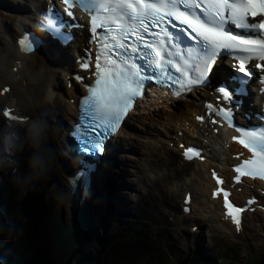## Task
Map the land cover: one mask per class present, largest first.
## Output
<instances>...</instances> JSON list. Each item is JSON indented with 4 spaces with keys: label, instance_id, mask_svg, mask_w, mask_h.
<instances>
[{
    "label": "snow or ice",
    "instance_id": "1",
    "mask_svg": "<svg viewBox=\"0 0 264 264\" xmlns=\"http://www.w3.org/2000/svg\"><path fill=\"white\" fill-rule=\"evenodd\" d=\"M63 2L66 5L86 3L96 13L90 22L93 39L98 42L94 73L96 80L89 88V96L81 102V120L86 121L84 131L80 133L83 145L81 151L85 154L102 156L105 153L107 141L118 131L121 122L132 109L133 102L143 94L146 81L155 79L159 80L161 85L168 84L175 89V95L179 96L182 92H190L193 86L211 84L219 58L222 55L232 56L237 61L233 66L235 75L230 78L235 87L230 88L227 84H221L216 91L222 94L225 101L238 107L239 102L235 98L237 95H247V84L255 76V70L264 72V19L259 22L255 20L256 17H264V0H213L211 8L201 9L199 15L195 11L200 8L198 0H63ZM178 4L184 6L183 11ZM66 14L70 19L73 18L72 11L66 9ZM174 21L186 25L190 33L186 35L184 29L179 33H170L165 24L176 28ZM47 24L48 29L58 35L63 34L64 26L55 25L50 21ZM229 24L234 25L236 29L246 30L245 34L234 32L228 27ZM157 27L159 31H152ZM97 29L102 31L98 33ZM65 36L72 39L71 34ZM173 36L181 43L189 37L196 41L199 57L195 65L185 60V68L182 70L168 59L172 55L168 49L175 47L172 43ZM27 39V37L22 39L20 44L24 51L31 52L32 44H26ZM141 61L142 64L138 63ZM89 64L90 60L82 63V68L88 69ZM174 73H179V76ZM260 79L261 91L264 92V77ZM7 91L8 89L3 90ZM207 108L213 115L221 117L229 124L232 123L233 107L221 108L208 104ZM4 115L9 117L11 113L6 110ZM238 142L260 159L245 161L243 166L237 167L235 171L238 175L235 179L237 181L242 177L264 179V134L258 136L256 131L250 130L246 132L245 138H239ZM258 147L260 151H257ZM185 156L191 160L199 157L200 152L188 148ZM217 183L223 184L224 181L217 178ZM219 194V191L214 193ZM223 196L225 207L228 209L227 215L239 226L240 214L245 209L231 203L227 191H223Z\"/></svg>",
    "mask_w": 264,
    "mask_h": 264
},
{
    "label": "bare ground",
    "instance_id": "2",
    "mask_svg": "<svg viewBox=\"0 0 264 264\" xmlns=\"http://www.w3.org/2000/svg\"><path fill=\"white\" fill-rule=\"evenodd\" d=\"M44 2L45 0H0V28H4L3 31L6 32L5 34L11 35L13 40L14 36L16 37L19 35L23 29H26L34 20L35 12L43 9ZM27 11H33V14H30L29 17L22 15ZM12 26L14 27L13 30H11ZM79 33L80 30H77V37L80 39L81 37ZM69 47L70 45L60 51L53 50L51 53L47 50L40 49L33 54L26 55L17 52L15 45L13 44L15 50L13 54L16 55L15 58L13 57L14 61L11 63L12 66H16V70L13 71L11 69L4 76L7 80L6 85L9 84L11 88L8 93L3 97H0V104L3 103L8 106H15L17 108L16 113H18L19 116L22 114L24 117L33 116V114H36L38 111H43V109L47 107L53 111L52 116H54L61 109L62 119L59 120L65 129V139L59 146L60 153H62L61 158L64 163L63 169L65 171V173L62 174L61 180L63 179L65 186L67 185V190L71 196L72 187L70 185V170L77 168V164L72 156L66 154L65 147L68 144V140L66 139L67 128L70 127L77 115L78 101L76 94L78 87L74 82H72L70 87H67L69 81L66 74L73 68V63L70 61L69 55L65 53ZM72 50L73 49H71V51ZM218 65L220 68L216 67L215 80H219L218 74L222 70L229 71L223 67L221 63H218ZM60 74L66 79V86L65 83H62V79H59ZM206 97H208L207 91L196 90L188 97L182 98V104L178 106L179 110H175L171 107L170 103L174 104V102L161 101L156 98L154 104L151 102L143 103V111L138 115V122L139 124H142L144 122V117L151 116V113H147V109L157 106L169 110L170 113L166 117V129H169L170 131L174 129V132L176 133L181 126H185L183 128L185 132L181 137L176 136L175 138V135H171L172 133L168 131L166 133L167 139L165 142L168 143L172 138H175L177 143L179 141H185L186 143L197 141L203 143L205 140L207 143H204V146L206 147V152L209 153V156L205 161L181 163L178 155L179 149L177 147L176 149L169 148L167 145L163 146L162 144L157 145L161 139L152 138L147 142L141 141L140 144L137 143L138 140L132 142L131 139L134 138V135L130 133V131H133L134 128L127 124H124L120 128V131L113 140V143L116 146L110 151L114 152V150H116V154L120 153V149H123L124 146L123 141L125 140L121 136H125L128 137V141H126L127 144L132 145L133 147L131 148H133L136 153L147 156L146 160L148 162H145L146 169H135L138 174V185L141 184L142 186L147 187L148 183L152 184L153 188L151 196L157 197V202L160 201L161 205L169 208L168 211H170V215L173 216L175 222H179L182 219L191 220L190 222L192 223L189 225L191 227L193 223L199 222V220L201 221V219L204 217L206 218L208 214H212L218 226H222L227 230L235 232L234 227L230 224L228 219H225L222 216L220 201H214L208 198L209 188L212 184L207 172L209 167L216 165L221 167L223 172L227 173L228 170L225 162L229 161L231 151L237 150V147L233 144H230L228 148L225 146L223 147L227 139L226 131L219 129L218 134H213L211 129H206L204 126H198L193 119L194 113L202 110V102ZM72 98H75L74 102L72 101ZM140 105L141 104H139V106ZM21 110H27V112H21ZM144 114H146V116H144ZM187 114L192 115V121L185 125V121L188 120ZM55 117L57 118V115ZM3 122L4 121L0 119V124ZM195 134H197L196 138L194 137ZM144 139L146 138L144 137ZM217 145H219V147H217ZM135 148L138 151L135 150ZM216 148H219L221 153L225 156H216L214 153ZM219 159H223L222 162H219ZM111 165H115V163L103 165V167L98 169L91 189V196L84 199L90 201L95 210L94 222L92 228L89 230L91 242H93L95 238L91 235V230L95 226L100 225L97 223V219L101 216L108 215L112 218H123L131 213L130 209L124 206L123 194L119 192H121L124 187L133 185V183L124 182L120 179L114 180L115 182L112 181L113 179L108 181L106 171L105 177L107 178V182L104 181V175L103 172L101 173V170L103 168H112ZM133 173L135 174L134 171ZM185 191H191L193 193V200L191 203L192 211L187 216L183 215L180 210V198L184 195ZM155 197L152 198L153 201L155 200ZM177 198L179 199V204H176ZM58 205L63 208L64 218L68 221L69 205ZM212 212L215 214L213 215ZM263 215L264 213L261 212L246 213L244 215L242 231L240 234L244 237H251L254 239L262 238V231L264 230L260 231L261 229L259 227L261 221H263ZM50 224L51 222L48 221V229ZM199 228H201V226ZM188 237L189 236L183 238V242L186 244H189L194 240L198 241L199 239L198 237L195 239ZM84 249L85 248H83L82 251ZM82 251L77 253L76 256L81 255Z\"/></svg>",
    "mask_w": 264,
    "mask_h": 264
},
{
    "label": "rangeland",
    "instance_id": "3",
    "mask_svg": "<svg viewBox=\"0 0 264 264\" xmlns=\"http://www.w3.org/2000/svg\"><path fill=\"white\" fill-rule=\"evenodd\" d=\"M32 13L33 11H27L22 15L27 17ZM13 28L14 27L12 26L11 30H13ZM3 30L4 28H0V86L2 83H6L7 81L4 76L9 71V65H11V61L14 57L13 53L15 51L13 48L11 35H6V32ZM59 79H62V83L64 84L65 79L62 77V74L59 75ZM181 102L182 100H179L176 101V103L174 102V104L170 105L173 109L179 110L178 106L182 104ZM43 111H47L49 113V118H51L53 111L50 110L49 107L44 108ZM141 111H143L142 104L138 106L137 112L129 116L127 119L126 124L134 128L133 131H130V133L134 135V138L131 139V141L133 142L134 140H138L137 143L140 144L141 141L147 142L152 138H156L161 139V143L159 142L157 145L162 144L163 146L167 145V147L173 148L170 147L171 140L169 141L170 143L165 142L167 139L166 133L170 131L169 129H166V117L170 111L164 109L163 107H151L150 109L146 110L147 113H151V116L144 117V122L139 124L138 115ZM21 112H27V110H21ZM56 115L57 119H62L61 109L54 116ZM144 116H146V114H144ZM170 133H172L171 135L176 134L174 129L171 130ZM121 137L125 139L123 141L124 146L123 149H120V153L115 154V165H111L112 168H103L101 173L103 172L104 181L106 182L107 178L105 177V171L108 175V181L111 179H113L112 181L120 179L124 182L133 183V185L124 187V189L119 192L123 194L122 197L124 198V206L130 209L131 213L128 214L127 217L123 218H112L108 215H103L97 219V223L105 224V234H98V229L103 228L102 226L100 228L98 225L99 227L95 226L91 230V235L95 238H98V236L103 238L106 234L109 235V237L113 240L112 247L114 252H111V247H109L106 243V245H104L103 251H99L97 258H94L96 264H161L157 259H155V256L152 254V252L148 250V246L154 247L153 245H155L157 242L161 245L166 239H170L172 242L177 241L180 244L181 241H183V238L186 236H189L188 238L192 237L194 239L198 237L199 242H192L189 244L187 243V245L183 242V245H186L185 247H188V245H197L202 246L207 250H209L210 247L211 252L218 251L219 254L225 258V261H222L221 264H245V258L246 255H248L246 253L254 255L261 254L264 257V231H262L264 230V215L262 216L263 221H261V225L259 227L261 229L260 231L263 232V236L262 238L255 239L251 237H244L242 235L236 236L232 231L227 230L222 226H218L212 214H208L206 218H202V222L200 220L199 222H195L199 224V227L201 226V228H199L198 232L194 231L197 232V234H191L192 236L188 235L190 234L188 222L191 220H186L187 222H185V220L175 223L168 222V217L164 209L165 206L161 205L160 201H156L157 197L151 196L153 185L150 183H148L147 187H144L141 184L138 185V174L135 169H146L145 162H148L146 160L147 156L136 153L133 148H131L133 146L127 144L126 141H128V137ZM144 137L146 139H144ZM112 146L115 147L116 145L112 143ZM135 150L137 149L135 148ZM58 151L61 152L59 148ZM60 164L61 168L58 170L53 180L50 181V183H55L57 185L58 190L65 188L63 179L61 180L62 174L65 173L63 169L64 163L62 158H60ZM4 178L5 181H3L2 185H0V195L2 196L1 192L6 190L13 194V198L6 197V203L4 205L9 213H11L14 207L15 192L10 187V177L5 175ZM2 188L5 189L2 190ZM36 193L38 195L41 194V196H38V200L35 198V193H30L29 197L25 200L27 204H24V207L29 211L27 214L30 217V223L26 228L25 235L20 240L14 241L13 243L14 245L16 244L19 249H22L27 255H33L37 251L38 256L40 257L39 264H59L60 262L57 259L55 245L51 236L49 235V229L47 228V222H52L53 214L57 209H59V205L54 199H52L51 196H47L46 198L47 187H45L43 191ZM153 197H155L154 201L152 200ZM178 202L179 199L177 198L176 204ZM166 209L169 210V208ZM169 213L170 211H168V214ZM212 213L213 215L215 214L214 212ZM64 221L65 223L68 222L65 220V218ZM33 222L37 224L35 229H32ZM141 227L146 233L147 244H145V242L138 243L133 236L134 232L132 228L139 229ZM95 238L94 241L91 242L90 246L86 247L82 251L81 255L75 256L71 260L70 264H85L84 261L89 250L92 246L98 243ZM162 255L163 259L167 261L166 264H178V261L180 260V258H178L177 261L176 259H167L165 257V253H162Z\"/></svg>",
    "mask_w": 264,
    "mask_h": 264
},
{
    "label": "clouds",
    "instance_id": "4",
    "mask_svg": "<svg viewBox=\"0 0 264 264\" xmlns=\"http://www.w3.org/2000/svg\"><path fill=\"white\" fill-rule=\"evenodd\" d=\"M10 110L13 114L17 112L15 106ZM64 139L63 124L55 116L49 118L47 111H38L23 120L6 118L0 124V185L7 175L15 192L11 213L4 207L0 196V248L25 235L30 217L22 205L30 193L47 187L46 198L51 196L61 205L71 204L67 185L58 190L55 183H50L61 168L62 153L58 148Z\"/></svg>",
    "mask_w": 264,
    "mask_h": 264
},
{
    "label": "trees",
    "instance_id": "5",
    "mask_svg": "<svg viewBox=\"0 0 264 264\" xmlns=\"http://www.w3.org/2000/svg\"><path fill=\"white\" fill-rule=\"evenodd\" d=\"M38 195L35 193V198L38 200ZM23 204H27L26 201ZM35 204V201H34ZM25 208V207H24ZM26 214L29 212L27 209H25ZM103 228L100 229L99 233H104L105 231V224H102ZM37 224L35 222L32 223V229H35ZM134 232V238L135 240L140 243V242H145L147 244V236L144 231V229L141 227L139 229H134L132 228ZM105 234V233H104ZM108 244L109 247H111V252H114L113 249V240L109 237V235H105V237L101 238V236H98V243H96L94 246L91 247L90 251L88 252L86 259H85V264H96L94 261V258L98 256L99 251H103L104 245ZM171 253L175 255V250L179 252V255L181 257L179 264H221L224 258L222 256H218L217 253L211 252L210 247L207 251L203 249H199L196 252L190 251L189 253H186L184 250H182L180 247L171 244ZM148 250L152 252V254L156 256L159 255V253L162 251L161 247H157L154 249L152 246H148ZM39 259L40 257L38 256V252L36 251L33 255L32 254H25L22 249H19L17 245L13 242L11 243H5L2 248H0V264H39ZM264 257L263 256H254L252 255L250 260L246 261V264H264L263 262Z\"/></svg>",
    "mask_w": 264,
    "mask_h": 264
},
{
    "label": "water",
    "instance_id": "6",
    "mask_svg": "<svg viewBox=\"0 0 264 264\" xmlns=\"http://www.w3.org/2000/svg\"><path fill=\"white\" fill-rule=\"evenodd\" d=\"M73 198L68 208V222L64 221V210L59 207L53 214L49 226V235L55 245L57 259L61 264H70L71 260L90 246V229L94 222V209L91 202Z\"/></svg>",
    "mask_w": 264,
    "mask_h": 264
}]
</instances>
